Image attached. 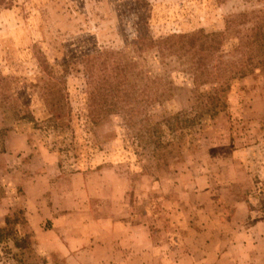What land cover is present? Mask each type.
I'll return each mask as SVG.
<instances>
[{
  "label": "rangeland",
  "instance_id": "obj_1",
  "mask_svg": "<svg viewBox=\"0 0 264 264\" xmlns=\"http://www.w3.org/2000/svg\"><path fill=\"white\" fill-rule=\"evenodd\" d=\"M258 23L264 0H0V226L25 210L31 248L21 264H243L249 254L264 264V68L233 82L225 111L199 119L179 147L167 143L168 124L193 118L215 91L148 40L222 33L231 60ZM119 81L118 107L88 104ZM101 197L146 228L148 249L134 238L111 260L73 262L41 243L105 226ZM0 264L17 263L0 251Z\"/></svg>",
  "mask_w": 264,
  "mask_h": 264
},
{
  "label": "trees",
  "instance_id": "obj_2",
  "mask_svg": "<svg viewBox=\"0 0 264 264\" xmlns=\"http://www.w3.org/2000/svg\"><path fill=\"white\" fill-rule=\"evenodd\" d=\"M222 36V33H207L200 29L188 34H172L157 41H154L151 36L148 37L150 48L156 49L161 59L174 57L187 59L192 65L195 85L199 88L206 87L205 93L207 94H212L215 91V95H210L209 100L199 97L197 104L193 106V111L195 112L193 118L176 119V124H173V122L168 124L167 127L170 131L168 144L178 145L179 147L184 145L186 138L190 136V130L194 128L197 121H201L199 119L205 116L216 117L225 111L226 103L223 101L222 95L230 90L233 82L253 74L260 68H264V26L258 23L251 34L241 36L237 43L238 52L233 56V59L229 58L231 60L223 59L224 55L220 53L224 45ZM143 38L145 37H140L139 42ZM218 53L221 55L217 57ZM113 79H116V77ZM0 83H2L1 85L7 83V79L1 73ZM120 87H122L120 81L118 83L106 82L102 87L103 90H99L97 95L91 97L88 104L93 108L110 105L118 107L116 104L124 102L121 100L124 95L120 93ZM107 88L113 92L110 94L111 102L102 100L105 93L104 89ZM59 93H61V90L52 92L50 88L44 92V94L48 95H58V98ZM98 94H101L102 98H98L100 97ZM118 100L121 101L118 102ZM84 105L87 109L91 108L87 107L86 104ZM67 110L68 114L71 115L73 110L70 103H68ZM90 118L93 126H96L99 122L97 121V116L92 117L90 115ZM185 130L189 132H184ZM148 132L150 133L149 139H154L153 131ZM161 139L162 137L159 134L157 140L154 141L157 148L163 146ZM82 154H84L83 147L75 152V158H80ZM27 224L25 210L18 209L5 218L4 226H0V251L8 255L17 264H21V257L27 253L25 251L27 249L26 246H30L31 243L29 238H26L27 235L20 229L27 226ZM22 236L25 237L23 242L20 241ZM29 246L28 248H31Z\"/></svg>",
  "mask_w": 264,
  "mask_h": 264
},
{
  "label": "crops",
  "instance_id": "obj_3",
  "mask_svg": "<svg viewBox=\"0 0 264 264\" xmlns=\"http://www.w3.org/2000/svg\"><path fill=\"white\" fill-rule=\"evenodd\" d=\"M75 200L76 198L73 199V201ZM95 201L99 209L95 211V215L99 224L107 223L105 226L94 228V231L82 230L81 232H78L79 229L69 227L67 231L69 239L64 240L67 243L63 242V238L61 237H58V242L55 244L40 240L41 243L44 246L46 245L49 251L62 252L66 250L71 255L73 262L86 256L94 260V262L105 259L111 260L115 254L123 252L122 247L115 248V246L121 245L127 240L128 242L125 243L131 245V241L134 238H141V246L137 250L145 251L149 248L151 241L146 228L142 224L131 225L129 220L123 218L121 211L114 212V205L111 207L110 203L111 199L101 197L95 198ZM70 216L66 215L65 219ZM60 221L61 219L57 220V225ZM43 236L44 238L46 237L45 234ZM142 245L145 246L144 249ZM73 251H76V253H72ZM252 257H254L252 254L244 256L242 263L255 264L260 262L258 257Z\"/></svg>",
  "mask_w": 264,
  "mask_h": 264
}]
</instances>
